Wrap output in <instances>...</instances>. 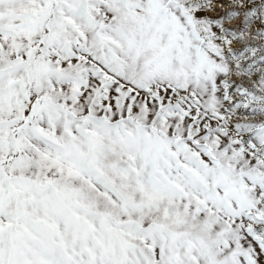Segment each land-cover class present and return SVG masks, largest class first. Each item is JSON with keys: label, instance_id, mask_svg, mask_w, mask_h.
<instances>
[{"label": "snow or ice", "instance_id": "obj_1", "mask_svg": "<svg viewBox=\"0 0 264 264\" xmlns=\"http://www.w3.org/2000/svg\"><path fill=\"white\" fill-rule=\"evenodd\" d=\"M0 264H264V0H0Z\"/></svg>", "mask_w": 264, "mask_h": 264}]
</instances>
